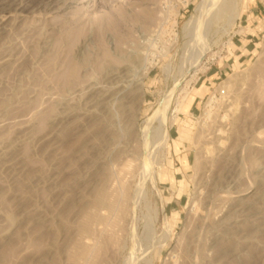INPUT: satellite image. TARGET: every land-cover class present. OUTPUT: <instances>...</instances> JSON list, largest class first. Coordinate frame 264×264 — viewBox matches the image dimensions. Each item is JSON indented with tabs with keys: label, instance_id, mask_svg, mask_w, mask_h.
I'll return each instance as SVG.
<instances>
[{
	"label": "rangeland",
	"instance_id": "374dc122",
	"mask_svg": "<svg viewBox=\"0 0 264 264\" xmlns=\"http://www.w3.org/2000/svg\"><path fill=\"white\" fill-rule=\"evenodd\" d=\"M203 1L0 0V264H264V0Z\"/></svg>",
	"mask_w": 264,
	"mask_h": 264
},
{
	"label": "bare ground",
	"instance_id": "6f19581e",
	"mask_svg": "<svg viewBox=\"0 0 264 264\" xmlns=\"http://www.w3.org/2000/svg\"><path fill=\"white\" fill-rule=\"evenodd\" d=\"M205 1V5H206V7L207 6H209L210 4H211V0H204ZM203 1V2H204ZM214 1V0H213ZM212 1V2H213ZM217 2V1H216ZM204 5V6H205ZM213 5H215L214 4V2H213ZM212 5V6H213ZM211 6V5H210ZM210 8V7H209ZM211 10V9H210ZM214 10V9H213ZM208 11V10H207ZM208 13V12H207ZM208 17V16H207ZM209 19V18H208ZM205 21H206V18H205ZM207 22V21H206ZM189 22H187V24H186V26H185V29H187V31H188V29H191V26H193V28H194V24H192L191 25V23L190 24H188ZM191 25V26H190ZM198 25V24H197ZM205 25H206V23H205ZM204 25V26H205ZM184 29V28H183ZM192 30V29H191ZM190 30V31H191ZM189 31V32H190ZM195 32L196 30H192V32ZM194 32H193V34H194ZM191 33V32H190ZM192 39H194V38H192ZM203 51V50H202ZM196 56V55H195ZM192 63V62H191ZM181 79H184V77L183 78H181ZM169 94V93H168ZM171 95V94H170ZM170 97V96H169ZM169 97H167V98H165L163 101H162V108L159 110V112H158V114L155 116V118L156 119H158V121H159V123L160 124H163L164 122H165V120H164V112H165V110H166V107H167V103H168V100H169ZM102 101V100H101ZM98 102V101H97ZM228 115V114H227ZM220 117V116H219ZM219 119V118H218ZM215 122V121H214ZM222 122V121H221ZM235 122V121H234ZM233 122V123H234ZM231 123V122H230ZM161 126V125H160ZM230 127V126H229ZM226 128H228V127H226ZM156 130H157V127H156ZM158 131V130H157ZM163 132V131H162ZM227 132V131H226ZM229 132V131H228ZM228 132H227V134H228ZM229 134H231V131H230V133ZM165 135V134H164ZM225 135V134H224ZM152 137V136H151ZM163 137V136H162ZM228 138V137H227ZM226 138V139H227ZM225 139V138H224ZM165 140V139H164ZM162 142V141H161ZM165 142V141H164ZM155 143V140H154V138L152 137L151 139H150V143L149 144H151V145H153ZM217 144H218V142H217ZM149 146V145H148ZM147 146V147H148ZM151 152V151H150ZM150 154V153H149ZM195 163V162H194ZM195 165V164H194ZM142 169L144 170L145 169V166H143L142 167ZM141 171V170H140ZM120 173V172H119ZM151 174H152V172H151ZM120 177V176H119ZM149 177V176H148ZM152 178V177H151ZM29 179V178H28ZM111 180V179H110ZM113 180V179H112ZM114 181V180H113ZM118 181V180H117ZM32 182V181H31ZM103 183V182H102ZM125 184V183H124ZM112 185V184H111ZM114 185V184H113ZM113 185H112V187H113ZM102 186H104L103 184H102ZM109 188V187H108ZM99 189H100V187H99ZM104 189L106 190V188L104 187ZM113 189H114V187H113ZM116 189V188H115ZM141 190H142V188H140ZM105 190H102V187H101V189L98 191L97 190V192L95 193V195H94V198H93V201H92V208L94 209V210H97L98 209V212L100 213V210L99 209H106L107 211H106V213H111L114 209H116V207H117V203L119 202V201H117L116 203H115V200H114V202L113 201H111V197L113 198V196L112 195H109V193L111 192H107L108 191V189H107V191H105ZM118 191V190H117ZM138 192H140V190L138 191ZM142 192V191H141ZM144 194V193H143ZM145 195V194H144ZM121 196V195H120ZM124 197V196H123ZM99 207V208H98ZM207 208V207H206ZM91 210L90 212H93V213H91V214H86V213H90V212H86L85 213V215H90V218L92 219V221H95V220H97V219H99V221H101L102 223L105 221V218H107V216L105 217L104 215H103V217L102 216H99L100 214H94V213H98V212H94V210ZM116 212V211H115ZM108 214V215H109ZM98 215V216H97ZM105 215H107V214H105ZM250 216V215H249ZM127 217V216H126ZM89 218V217H88ZM90 219V220H91ZM89 220V219H88ZM94 223V222H93ZM88 224V223H87ZM90 224H91V222H90ZM86 225V224H85ZM84 227V226H83ZM85 229V228H84ZM125 231V230H124ZM188 243V242H187ZM192 243V242H191ZM186 244V243H185ZM189 244V243H188ZM82 248H79V250H81ZM78 250V249H77ZM89 250V248L87 249V251ZM79 252V251H78ZM77 252V253H78ZM91 252V251H90ZM76 253V254H77ZM92 253V252H91ZM91 253H90V255H91ZM189 253V252H188ZM2 256L0 257L1 259L2 258H4L5 257V255L4 254H1ZM75 255V254H74ZM88 255H89V253H88ZM180 255V254H179ZM72 257H76V258H86L87 257V252L84 250V248H83V250L82 251H80L78 254H77V256H72ZM92 258H93V256H91ZM95 257V256H94ZM75 258V259H76ZM84 258V259H85ZM90 258V257H89ZM96 258V257H95ZM78 259V260H79ZM94 260V259H93ZM88 262H86V264L87 263H91V264H93V261L91 260L90 262H89V260H87ZM78 262V261H77ZM83 263H84V260H83ZM80 264V263H79Z\"/></svg>",
	"mask_w": 264,
	"mask_h": 264
}]
</instances>
